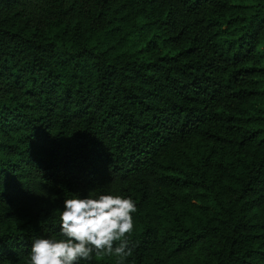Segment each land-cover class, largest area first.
<instances>
[{
	"label": "trees",
	"instance_id": "1",
	"mask_svg": "<svg viewBox=\"0 0 264 264\" xmlns=\"http://www.w3.org/2000/svg\"><path fill=\"white\" fill-rule=\"evenodd\" d=\"M0 178V264L74 193L137 209L78 264H264V0H0Z\"/></svg>",
	"mask_w": 264,
	"mask_h": 264
},
{
	"label": "clouds",
	"instance_id": "2",
	"mask_svg": "<svg viewBox=\"0 0 264 264\" xmlns=\"http://www.w3.org/2000/svg\"><path fill=\"white\" fill-rule=\"evenodd\" d=\"M136 210L131 198L111 194L81 198L74 193L63 200L59 237L34 239L29 264H78L91 259L94 252L130 256L132 249L125 237L133 231L131 214Z\"/></svg>",
	"mask_w": 264,
	"mask_h": 264
}]
</instances>
